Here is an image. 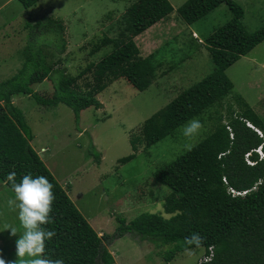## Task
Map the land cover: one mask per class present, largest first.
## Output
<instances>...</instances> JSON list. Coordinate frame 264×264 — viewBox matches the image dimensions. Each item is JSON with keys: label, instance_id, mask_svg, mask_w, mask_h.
<instances>
[{"label": "trees", "instance_id": "16d2710c", "mask_svg": "<svg viewBox=\"0 0 264 264\" xmlns=\"http://www.w3.org/2000/svg\"><path fill=\"white\" fill-rule=\"evenodd\" d=\"M18 1L28 9L40 0ZM222 3L232 16L204 39L214 69L148 117L140 128V139L138 136L130 141L133 150L138 141L149 147L173 135L180 126L221 101L233 87L224 71L264 40V24L252 32L246 30L243 8L234 0H186L177 8V14L192 24ZM171 11L168 0H136L126 12L131 35L111 41L112 51L87 64L76 76L57 66L67 45L62 21L46 16L24 22L28 34L22 63L11 77L0 81V181L13 195L11 184L6 181L12 171L17 182L23 175L31 174L46 176L54 185L52 223L44 227L56 235L46 242V256L63 258L65 264H113L108 245L127 235L134 241L147 240L156 245L163 250L161 258L169 262L185 252V237L199 233L205 238L200 247L204 253L213 247L210 264H264V159L255 151L261 146L264 154V120L251 107L241 103L244 109L236 114L231 111L227 124L220 123L219 118L200 144L157 172L168 178L167 184H172L162 204L169 217L142 212L126 222L117 216L116 232L98 235L31 146L32 131L23 112L12 102L16 94H25L41 106L65 104L78 125L80 112L88 107L100 108L97 94L117 79L123 78L136 90H144L154 71L150 58L139 55L132 36L163 21ZM107 42V38L102 40V44ZM100 48L94 45L91 53ZM88 71L90 75L82 79ZM37 72L51 82V95L32 89L31 80ZM88 149L98 164L100 152L91 141ZM247 153L251 164L245 160ZM134 157L130 154L119 161L125 163ZM228 187L246 192L232 196Z\"/></svg>", "mask_w": 264, "mask_h": 264}, {"label": "rangeland", "instance_id": "374dc122", "mask_svg": "<svg viewBox=\"0 0 264 264\" xmlns=\"http://www.w3.org/2000/svg\"><path fill=\"white\" fill-rule=\"evenodd\" d=\"M136 0H40L25 9L18 0H0V61L2 53L17 63L23 60L28 28L24 22L41 17H54L64 25L66 50L57 65L76 76L87 64L97 62L113 49V42L130 36L126 12ZM171 13L145 32L132 36L141 57H149L153 76L142 91L120 78L97 94L102 106L88 107L80 112L76 125L72 110L65 104L41 106L28 95L16 94L12 101L24 114L34 138L30 142L55 179L98 235H113L119 225L117 216L126 222L142 212L165 213L164 198L171 192L168 178L157 172L189 151L187 145L200 144L220 123L227 124L231 111L236 114L251 107L264 120V40L248 55L241 56L225 71L233 87L219 102L199 116L203 124L200 133L189 139L180 126L173 135L145 146L138 141L136 150L132 138L141 137L143 122L164 107L181 91L198 82L214 69L204 39L232 16L225 3L192 24L185 23L177 8L186 0H168ZM243 8L242 23L252 32L264 24V0H234ZM107 38L110 42L102 44ZM100 49L91 53L94 45ZM5 57V56H4ZM15 69V68H14ZM15 69V70H16ZM13 70V71H15ZM9 73L0 79H5ZM91 71L82 76L90 75ZM89 78V77H88ZM81 82V79L79 80ZM31 87L41 95H51V82L37 72ZM90 141L100 152L99 163L89 152ZM41 147L45 151H40ZM134 154L128 162L120 158ZM158 177V178H157ZM14 195L0 181V259L6 264H20L16 255V240L23 229L18 210L8 201ZM12 228L17 235H11ZM167 247L164 246V249ZM113 264H197L203 248L177 254L165 262L156 245L147 240L134 241L125 235L108 245Z\"/></svg>", "mask_w": 264, "mask_h": 264}, {"label": "clouds", "instance_id": "9594fccd", "mask_svg": "<svg viewBox=\"0 0 264 264\" xmlns=\"http://www.w3.org/2000/svg\"><path fill=\"white\" fill-rule=\"evenodd\" d=\"M203 124L199 119L189 120L183 127V135L189 139L197 136ZM191 150V145H187ZM6 181L11 184L14 199H10L8 204L18 210V220L23 229L21 235L16 240V255L20 258V264H65L63 258H52L45 255L46 242L55 235L54 230H50L44 225L52 223L51 213L55 201L54 185L46 176L25 174L17 182L16 173H8ZM11 235H17L15 228L10 229ZM204 237L199 233H192L183 240L184 250L192 255V248L203 246ZM211 258H208L210 264ZM0 264H6L0 259ZM16 264V261L13 262Z\"/></svg>", "mask_w": 264, "mask_h": 264}, {"label": "built area", "instance_id": "2783aa9c", "mask_svg": "<svg viewBox=\"0 0 264 264\" xmlns=\"http://www.w3.org/2000/svg\"><path fill=\"white\" fill-rule=\"evenodd\" d=\"M246 125L248 127H251V128H254L251 123L249 122H246ZM258 132V134L261 135L260 131L258 129H255ZM263 142H264V138H263ZM255 151L259 154L260 158H263L264 159V154L262 153L261 151V146H259L258 148L255 149ZM248 156H249V153H247L245 155V160L247 161V163H250V160L248 159ZM225 182V180H224ZM227 191L232 195V196H235V195H243L246 191H238V190H235L234 188L232 187H228L227 188ZM213 257V247L210 246L208 247V252L207 253H203V255L198 259L197 261V264H201L203 262H207L208 261V258H212Z\"/></svg>", "mask_w": 264, "mask_h": 264}, {"label": "crops", "instance_id": "0c3cea01", "mask_svg": "<svg viewBox=\"0 0 264 264\" xmlns=\"http://www.w3.org/2000/svg\"><path fill=\"white\" fill-rule=\"evenodd\" d=\"M258 45V44H257ZM251 51V50H250ZM249 51V52H250ZM248 52V53H249ZM248 53L246 54V55H248ZM8 54H13V53H7V52H4V53H2V55H1V57H3V59L0 61V77H3L5 74H6V72H10L11 70L13 71V70H15L16 69V67L15 66H13V65H15L17 62L14 60V61H12L11 59V57H9L8 56V58H7V55ZM5 56V57H4ZM245 56V55H244ZM20 67V66H19ZM18 67V68H19ZM261 67H263L264 68V62H263V64H262V66ZM15 68V69H14ZM16 71V70H15ZM15 71H13V73L12 74H10V75H8L9 77H11L14 73H15ZM9 77H7V78H9ZM7 78H5V79H7ZM5 79H0V81H3V80H5ZM14 97V96H13ZM13 97H12V99H13ZM13 102V101H12ZM33 134V133H32ZM33 138H34V135H33ZM32 141V140H31ZM30 141V142H31ZM40 151H45V148H43V147H41V149H40ZM37 152V151H36Z\"/></svg>", "mask_w": 264, "mask_h": 264}]
</instances>
